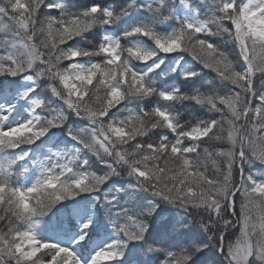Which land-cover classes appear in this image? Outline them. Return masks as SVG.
I'll list each match as a JSON object with an SVG mask.
<instances>
[{
	"label": "snow or ice",
	"instance_id": "obj_1",
	"mask_svg": "<svg viewBox=\"0 0 264 264\" xmlns=\"http://www.w3.org/2000/svg\"><path fill=\"white\" fill-rule=\"evenodd\" d=\"M0 264H264V0H0Z\"/></svg>",
	"mask_w": 264,
	"mask_h": 264
},
{
	"label": "trees",
	"instance_id": "obj_2",
	"mask_svg": "<svg viewBox=\"0 0 264 264\" xmlns=\"http://www.w3.org/2000/svg\"><path fill=\"white\" fill-rule=\"evenodd\" d=\"M81 2H84V0H81ZM104 2L108 3V4H117V5H119L122 2V0H104ZM197 2H198V0H197ZM117 10H119V9L117 8ZM179 110L181 112L185 111V109L182 108V107H180Z\"/></svg>",
	"mask_w": 264,
	"mask_h": 264
}]
</instances>
